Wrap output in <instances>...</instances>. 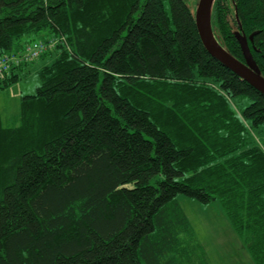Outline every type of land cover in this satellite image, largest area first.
Listing matches in <instances>:
<instances>
[{"label":"trees","instance_id":"trees-1","mask_svg":"<svg viewBox=\"0 0 264 264\" xmlns=\"http://www.w3.org/2000/svg\"><path fill=\"white\" fill-rule=\"evenodd\" d=\"M210 25L240 62L252 36L264 78V0H215ZM34 42L55 44L0 73L6 90L53 56L12 125L0 106V264H182L178 196L217 204L264 264V96L184 0H0V58Z\"/></svg>","mask_w":264,"mask_h":264},{"label":"rangeland","instance_id":"rangeland-1","mask_svg":"<svg viewBox=\"0 0 264 264\" xmlns=\"http://www.w3.org/2000/svg\"><path fill=\"white\" fill-rule=\"evenodd\" d=\"M190 13L195 14L198 0H184ZM165 10L170 16L169 5ZM47 56L37 61L21 74V80L6 90H0V106L5 125H12L19 111V100L22 96L34 94L40 85L35 71L52 61ZM246 101V100H244ZM249 101L244 102L245 106ZM264 124L259 126L257 143L264 146ZM176 201L187 220V228L177 235V251L167 254V258L182 260V264H253L249 255L235 236L229 223L217 204L202 205L184 196ZM184 228V227H183Z\"/></svg>","mask_w":264,"mask_h":264},{"label":"water","instance_id":"water-1","mask_svg":"<svg viewBox=\"0 0 264 264\" xmlns=\"http://www.w3.org/2000/svg\"><path fill=\"white\" fill-rule=\"evenodd\" d=\"M214 2L215 0H198L194 14L195 27L204 49L211 57L264 96V78L258 74L248 48V40L251 42L252 36L247 39L238 32L234 34L241 48L244 62L238 61L223 49L211 31L210 19Z\"/></svg>","mask_w":264,"mask_h":264},{"label":"built area","instance_id":"built-area-1","mask_svg":"<svg viewBox=\"0 0 264 264\" xmlns=\"http://www.w3.org/2000/svg\"><path fill=\"white\" fill-rule=\"evenodd\" d=\"M53 44H55V42H51L49 44L34 42L26 46L22 52L16 55L0 58V73L6 72L11 66L37 60L42 54L47 52Z\"/></svg>","mask_w":264,"mask_h":264}]
</instances>
